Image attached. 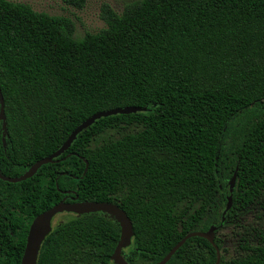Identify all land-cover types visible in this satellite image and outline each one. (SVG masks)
Returning a JSON list of instances; mask_svg holds the SVG:
<instances>
[{
  "label": "trees",
  "instance_id": "16d2710c",
  "mask_svg": "<svg viewBox=\"0 0 264 264\" xmlns=\"http://www.w3.org/2000/svg\"><path fill=\"white\" fill-rule=\"evenodd\" d=\"M101 16L104 28L76 38L69 17L0 0L3 175L52 154L96 112L144 109L97 119L30 178H0V264H20L33 218L74 194L126 212L128 264H155L212 225L218 264H264V0H133L121 12L104 4ZM69 214L36 264H113L119 224ZM216 258L194 236L166 264Z\"/></svg>",
  "mask_w": 264,
  "mask_h": 264
},
{
  "label": "water",
  "instance_id": "95a60500",
  "mask_svg": "<svg viewBox=\"0 0 264 264\" xmlns=\"http://www.w3.org/2000/svg\"><path fill=\"white\" fill-rule=\"evenodd\" d=\"M144 109L140 107L134 106H126V107H117L109 110L99 111L87 119L82 121L79 125H77L64 143L52 154L45 156L36 162H34L25 172L17 177H8L1 173L0 171V178L2 180L8 182H19L23 181L27 178L32 177L36 171L44 164L53 162L58 156L64 153L71 145V143L75 140L76 136L92 125L97 119L101 117H106L115 114H128V113H135L138 111H142ZM5 113H4V100L0 90V121L2 122V129H3V141L5 139L6 133V121H5ZM86 162V168H87ZM85 168V170H86ZM236 172L233 174L232 179L230 180V192H232V188L235 182ZM66 194H69V191H65ZM232 205V194L228 195L226 207L223 211V214L226 213L227 210L231 208ZM62 212H69L75 215H83L88 213H95L101 212L108 215L110 218L114 219L120 227V236L119 240L114 248V251L111 255V260L113 264H128L125 259L123 258L121 251L124 248H127L131 245L132 237L134 235V230L132 226V222L130 218L127 216L126 212L121 209L117 204L103 201H79L77 200V195L71 197L70 201H65L63 198L60 202L56 203L52 207L48 208L47 210L39 213L36 215L28 229V233L26 236L25 247L23 250L21 263L20 264H36L38 253L41 247V244L44 238L51 232L52 226V218ZM216 226L212 225L209 227L207 231H193L187 233L180 241H178L170 250L169 252L157 263L155 264H166L171 256L184 244V242L194 236L203 237L207 239L216 250L217 258L214 264H218L220 262L221 254L220 250L217 245L214 243L215 237V230Z\"/></svg>",
  "mask_w": 264,
  "mask_h": 264
},
{
  "label": "rangeland",
  "instance_id": "374dc122",
  "mask_svg": "<svg viewBox=\"0 0 264 264\" xmlns=\"http://www.w3.org/2000/svg\"><path fill=\"white\" fill-rule=\"evenodd\" d=\"M29 4L34 10L46 12L50 15H62L69 17L74 23V36L82 38L87 32H97L106 26L101 16L104 4L121 12L124 5L133 0H84L82 7L69 4L64 0H10ZM69 212L56 214L52 218V226L57 222L65 220ZM230 229H223L222 236L226 241L227 252L231 253L235 248V240L230 235Z\"/></svg>",
  "mask_w": 264,
  "mask_h": 264
},
{
  "label": "flooded vegetation",
  "instance_id": "af4514ba",
  "mask_svg": "<svg viewBox=\"0 0 264 264\" xmlns=\"http://www.w3.org/2000/svg\"><path fill=\"white\" fill-rule=\"evenodd\" d=\"M66 201V200H65ZM73 214V213H72ZM125 249V248H124ZM123 250V249H122Z\"/></svg>",
  "mask_w": 264,
  "mask_h": 264
}]
</instances>
